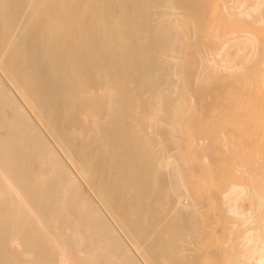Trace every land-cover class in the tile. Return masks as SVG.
<instances>
[{
    "label": "bare ground",
    "instance_id": "6f19581e",
    "mask_svg": "<svg viewBox=\"0 0 264 264\" xmlns=\"http://www.w3.org/2000/svg\"><path fill=\"white\" fill-rule=\"evenodd\" d=\"M0 14V264H264V142L245 141L264 110V0ZM203 188L229 255L199 248Z\"/></svg>",
    "mask_w": 264,
    "mask_h": 264
},
{
    "label": "rangeland",
    "instance_id": "374dc122",
    "mask_svg": "<svg viewBox=\"0 0 264 264\" xmlns=\"http://www.w3.org/2000/svg\"><path fill=\"white\" fill-rule=\"evenodd\" d=\"M16 13H17V12H16ZM16 13H15V14H16ZM0 15L2 16V14H0ZM1 16H0V17H1ZM1 18H2V17H1ZM2 22H4V21L0 20V32H2L3 30H5V28L2 26V24H3ZM1 38H3V37L0 35V39H1ZM221 97H222V96H221ZM226 97H227V95H226ZM218 98L220 99V97H218ZM224 98H225V96L223 97V99H224ZM228 98H230V97L228 96ZM231 98H232V97H231ZM231 98H230V99H231ZM243 99H244V98H243ZM243 99H242V100H243ZM248 99H249V98H248ZM258 99H259V101H258ZM258 99H257L258 102H262V101H263L262 98H258ZM233 100H234V97H233ZM233 100H230V101L232 102ZM250 100H252V99H250ZM261 100H262V101H261ZM216 101H217V100H216ZM219 101H220V100H219ZM219 101H218V102H219ZM226 101H229V99L226 100V98H225V102H226ZM237 101H238V100H236V102H237ZM221 102H223V101H221ZM225 102H224V104H225ZM236 102H235V103H236ZM239 102H241V101L239 100ZM246 102H247V101H246ZM249 102H251V101H249ZM241 103H242V102H241ZM222 104H223V103H222ZM226 105H227V104H226ZM229 105L231 106V103H230ZM229 105H228V107H229ZM232 105H233V102H232ZM234 105H235V104H234ZM234 105H233V106H234ZM241 105H242V104H241ZM218 106H219V105H218ZM218 106H216V108H217ZM243 106H244V103H243ZM222 107H223V106H222ZM222 107H220V109H221ZM224 107H225V106H224ZM231 107H232V106H231ZM234 107L236 108V106H234ZM234 107H233V108H234ZM241 107H242V106H241ZM225 108H226V107H225ZM217 109H218V108H217ZM220 109H219V110H220ZM226 109H227V108H226ZM229 109H230V111H228V112L224 115V117H223V119H224L225 122L227 123L226 126H225V127H226L225 129H227V130H230L231 128H234V127H235V124L233 125L234 127H232V124L230 123V121L233 120V122H234V121L237 122V118L239 117V114H240L239 111H237L239 114H236L237 112L234 113L235 110H233L234 112H231V109H232V108L229 107ZM237 109H238V108H237ZM219 110H218V111H219ZM221 110H223V109H221ZM221 110H220V111H221ZM238 110H241V109H238ZM242 110L244 111L245 109H242ZM242 110H241V111H242ZM215 111H216V109H215ZM218 111H217L216 115L219 113ZM254 111H255V113L257 114V116H255L256 118H255L254 116H252V115H251V117L248 116V113H247V116L250 117V118H254V120L252 119L253 122H254L255 120L257 121L258 118H260V117H261L262 119H260L261 121H259V122L257 121V123H255L257 129H256L255 125H254V127H250V128H248L249 125H248V126L246 125V126H247V129L244 128V129L246 130V132L248 131V134L250 135V138H251V136L253 137L251 140L249 139V136H248V139H247V138L245 139V141L247 142L248 145L255 144L254 142H252L253 139L255 140V142H256L257 144H260V143L262 144V143L264 142V110H263V112H261V108H260L259 110L257 109V110H254ZM222 112H223V111H222ZM224 112H226V111H224ZM258 112H259V113L261 112V113H260L261 115H260ZM207 113H208V111L206 112V115H207ZM243 113H244V114H242V115H244V117H245V113H246V111L243 112ZM208 114H209V113H208ZM221 114H222V113H221ZM252 114H253V113H252ZM212 115H213V114H212ZM214 115H215V114H214ZM219 115H220V114H219ZM219 115H218L217 117H219ZM209 116H210V115H209ZM209 116L207 115V117H209ZM240 116H241V114H240ZM258 116H259V117H258ZM210 117H211V116H210ZM221 117H222V116H221ZM241 117H242V116H241ZM213 118H216V117L214 116V117H212V119H213ZM250 118H249V119H250ZM206 119H208V118H206ZM210 119H211V118H210ZM243 119H244V118H243ZM245 119H246V117H245ZM208 120H209V119H208ZM213 120H214V119H213ZM238 120H239V118H238ZM240 120H241V122H244V121H245V120L242 121L241 118H240ZM210 121H211V120H210ZM250 121H251V120H250ZM213 122H214V121H213ZM213 122H212V124H213ZM221 122H224V121H221ZM221 122L218 123V124L221 125ZM233 122H232V123H233ZM238 122H239V121H238ZM215 123H216V120H215ZM218 124H217V126H218ZM240 124H243V123H240ZM240 124L237 126V123H236V126H237L236 128H237V129H239L238 127L241 126ZM251 124H254V123H251ZM251 124H250V125H251ZM257 124H258V125H257ZM211 126H212V125H211ZM213 126H214V125H213ZM213 126H212V127H213ZM222 126H223V125H222ZM222 126H221V127H222ZM244 126H245V125H244ZM218 127H220V126H218ZM218 127H216V128H218ZM221 127H220V128H221ZM230 127H231V128H230ZM213 128H214V127H213ZM220 128H219V129H220ZM223 128H224V127H223ZM240 128H241V127H240ZM253 128H254V129H253ZM237 129H235V130H237ZM244 129H243V131H245ZM255 129H256V130H255ZM225 131H226V130H225ZM232 131H234V129H233ZM237 131H239V130H237ZM237 131H234V132L237 133ZM240 131H241V130H240ZM226 133H228V132H226ZM238 133H239V132H238ZM238 133H237V134H238ZM241 133H242V132H241ZM243 133H245V132H243ZM229 134H231V133H229ZM233 134H235V133H233ZM227 135H228V134H227ZM236 136H237V135H236ZM241 136H243V134H241ZM254 136H258V139H256ZM245 137H247V135L244 136L243 138H245ZM233 138H234V136H233ZM239 138L242 139V137H239ZM234 139H235V138H234ZM236 139H237V138H236ZM232 140H233V139H232ZM232 140H231V141H232ZM237 140H240V139H237ZM233 142L235 143L234 140H233ZM237 142H238V141H237ZM234 143H233V144H234ZM239 143H240V142H239ZM239 143H238V144H239ZM242 144H243V140H242ZM244 144H245V143H244ZM247 144H246V146H247ZM239 145H240V146H238V147L241 148V150H242V149H243L242 147H244V145H243L242 147H241V143H240ZM236 146H237V144H236ZM259 146H260V145H259ZM262 146H264V145H262ZM238 147H237V148H238ZM260 147H261V146H260ZM249 148H250V147L247 148V149H248L247 151H249ZM253 148H254V147H253ZM253 148H252V150H250V151L253 152V151H254ZM262 148H263V147H262ZM235 149H236V148H235ZM254 149H255V148H254ZM257 149H258V148H257ZM263 149H264V148H263ZM241 150H240V151H241ZM244 150H245V148H244ZM244 150H243V151H244ZM259 150H261V149H259ZM259 150H257V152H258ZM233 151H234V150H233ZM255 151H256V150H255ZM261 151H262V150H261ZM245 152H246V151H245ZM245 152H244V153H245ZM252 152H250V153H252ZM262 152H263V151H262ZM262 152H261V153H262ZM235 153H236V152H235ZM259 153H260V152H259ZM263 153H264V152H263ZM263 153H262V154H263ZM253 154H254V152H253ZM253 154H252V156H253ZM244 155H247V154H244ZM248 156H249V154H248ZM250 156H251V154H250ZM252 156H251V157H252ZM251 157H249V160H250ZM244 158H245V157H244ZM246 159H248V158H246ZM252 160H253V157H252ZM215 184H217V183L215 182L214 185H215ZM203 189H204V191H205V194L203 193V195H202V199L204 200V201H203V207L201 208L202 211H203L202 213L205 214V215L208 214V216H209V217H212V219L209 218V220L206 221V223H205L204 225H202V227H201V235H202V236H201V240H199V248H200L201 250H203V251L206 250L205 253H206V255H208L207 258H208V257L210 258V257H212V256H214V258H215V256H218V258H219V256L221 255V252H222V249H221L222 246L226 245V243H222V242H223L222 240H225L224 242H229L231 246H232V244H231L232 242L226 240V239H225V238H226L225 236H224L225 238H224V237H221V236H222L221 234H222V233L224 234V230H223L222 233H220V231H222L220 228L223 227L222 225H224V228H225V225H226L227 223H226V224L219 225V224H221V223L219 222V219H221V218H218L217 216H216V217H215V216L213 217V215H215L216 213H218L217 211H219V213H221L220 210H217L218 205H219V204L217 203V200H216V199H217V196H216L217 193L210 191L208 188H203ZM206 189H207V191H206ZM219 209H220V208H219ZM216 210H217V211H216ZM216 215H218V214H216ZM218 216H222V215H218ZM215 218H217V221H216ZM222 219H223V218H222ZM222 219H221L220 221H221L222 223H224V222L222 221ZM223 220H224V219H223ZM218 222H219V224H218ZM218 228H219V229H218ZM222 229H223V228H222ZM222 238H223V239H222ZM227 239H230V240H231L232 238H227ZM233 239H234V240H233ZM233 239H232V241H235V238H233ZM236 239H237V238H236ZM200 241H201V242H200ZM236 242H237V240H236ZM236 242H235V245L237 244ZM229 243H228L227 246H230ZM222 244H224V245H222ZM227 246H224V248L227 247ZM233 247H234V246H233ZM233 247H232V248H233ZM224 248H223V250H225ZM234 248H235V247H234ZM234 248H233V249H234ZM227 249H229V248L227 247ZM227 249H226V251H228ZM235 251H236V250H235ZM235 251H234V252H235ZM207 252H208V253H207ZM224 252H225V251H224ZM224 252H222L223 255H225L226 253H227V255H229V253H228L229 251L226 252L225 254H224ZM223 255H222V256H223ZM209 258H208V259H209ZM212 258H213V257H212ZM212 258H211V260H215V259H212ZM216 259H217V258H216ZM220 259H221V258H220ZM217 260H218V259H217ZM215 262H216V261H215ZM215 262H214V264H216ZM218 263H219V260H218Z\"/></svg>",
    "mask_w": 264,
    "mask_h": 264
}]
</instances>
